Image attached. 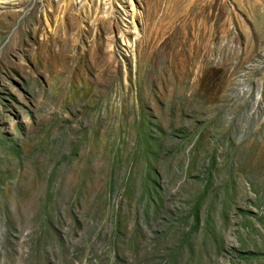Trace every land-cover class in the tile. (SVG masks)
I'll return each instance as SVG.
<instances>
[{
  "label": "rangeland",
  "instance_id": "374dc122",
  "mask_svg": "<svg viewBox=\"0 0 264 264\" xmlns=\"http://www.w3.org/2000/svg\"><path fill=\"white\" fill-rule=\"evenodd\" d=\"M209 2L0 0V264H264V38Z\"/></svg>",
  "mask_w": 264,
  "mask_h": 264
},
{
  "label": "bare ground",
  "instance_id": "6f19581e",
  "mask_svg": "<svg viewBox=\"0 0 264 264\" xmlns=\"http://www.w3.org/2000/svg\"><path fill=\"white\" fill-rule=\"evenodd\" d=\"M263 1V5L261 2ZM249 3L251 5V11L253 13L255 26L257 29V33L259 36L264 38V0H249ZM219 6V0H210L209 7L213 11H216ZM69 9H72L71 6ZM216 16V15H215ZM71 25L70 30L72 29L73 25L70 21H68ZM40 26V24L38 25ZM70 30L64 31L62 38H58L53 40L49 43V45L46 47V51L48 53H51L52 56L56 55L57 53H62L70 50Z\"/></svg>",
  "mask_w": 264,
  "mask_h": 264
}]
</instances>
